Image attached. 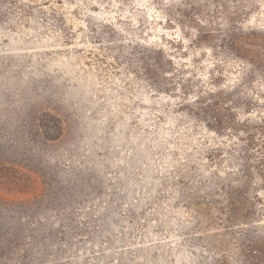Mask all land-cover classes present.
Instances as JSON below:
<instances>
[{"label":"rangeland","instance_id":"rangeland-1","mask_svg":"<svg viewBox=\"0 0 264 264\" xmlns=\"http://www.w3.org/2000/svg\"><path fill=\"white\" fill-rule=\"evenodd\" d=\"M241 27L264 0H0V264H264V62L220 42ZM223 86L215 125L194 100Z\"/></svg>","mask_w":264,"mask_h":264},{"label":"trees","instance_id":"trees-1","mask_svg":"<svg viewBox=\"0 0 264 264\" xmlns=\"http://www.w3.org/2000/svg\"><path fill=\"white\" fill-rule=\"evenodd\" d=\"M198 32L199 40L213 38L214 32H218L216 28L209 30L203 28H195ZM227 52L232 57L240 61H244L249 66L262 69L261 63L264 62V31L252 30L248 28H228L220 40ZM236 86H223L218 89H210L204 94L206 97L194 100L195 104H201L203 112L212 117L215 125L224 124L221 111H229L233 108L232 94ZM238 115L236 116V118ZM250 119H243L242 122L248 123ZM264 122L263 119H259Z\"/></svg>","mask_w":264,"mask_h":264}]
</instances>
